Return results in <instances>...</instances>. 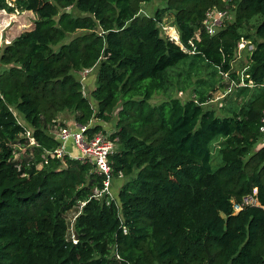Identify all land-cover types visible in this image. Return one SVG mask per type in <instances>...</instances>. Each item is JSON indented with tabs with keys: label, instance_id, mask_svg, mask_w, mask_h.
I'll return each mask as SVG.
<instances>
[{
	"label": "trees",
	"instance_id": "1",
	"mask_svg": "<svg viewBox=\"0 0 264 264\" xmlns=\"http://www.w3.org/2000/svg\"><path fill=\"white\" fill-rule=\"evenodd\" d=\"M145 1L0 0V10L37 16L0 48V264H264V0H159L152 14ZM212 8L234 19L209 35L201 22ZM167 14L178 39L162 29ZM246 39L253 86L237 89L250 92L237 109L207 106L209 81L200 79L194 97L150 103L183 61L196 74L204 64L237 78L231 62ZM87 68L90 97L75 76ZM190 68L181 91L192 85ZM115 109L110 166L124 177L116 199L96 196L103 177L91 163L47 153L59 143L49 132L66 126L61 112L86 124ZM26 126L32 155L17 159ZM254 189L259 205L235 211Z\"/></svg>",
	"mask_w": 264,
	"mask_h": 264
},
{
	"label": "rangeland",
	"instance_id": "2",
	"mask_svg": "<svg viewBox=\"0 0 264 264\" xmlns=\"http://www.w3.org/2000/svg\"><path fill=\"white\" fill-rule=\"evenodd\" d=\"M160 5L159 0H146L144 3H142V9L148 13L152 14L153 11ZM72 12L74 14L82 15L77 9L72 8ZM233 10L230 9V12L228 11L229 17L226 18L225 21H231V19H234ZM36 14L32 11L28 10H20V11H14V12H8L7 10H0V48L4 45L10 43L16 36H18L21 32L29 30L34 25V20L36 19ZM173 19V15L167 14L163 18V22L165 26L167 27V33L169 36L174 37L177 39V30L174 27V25L171 23ZM250 32L253 31L251 28L249 30ZM76 34V33H75ZM166 34V33H165ZM167 35V34H166ZM173 35V36H172ZM74 36V34H70L69 38ZM244 42V46H241L240 44L237 46L235 51V58L231 62V70L230 72L235 74L237 78H233L229 75V73H222L220 72H212L210 68H207L204 64H201V66L198 65L200 68L198 74L197 72L193 71L194 68H190L189 61H183L179 64V66L172 67L168 70V87L163 92L155 93L152 98L150 99L151 104H157L160 101L168 98V97H178L181 100L188 99L190 97H194V94L192 93L193 87L196 85L197 79L201 80H208V87H206L207 91L210 93V99L207 102V106H210L216 110V112L220 115H228L232 109H237L242 103L245 101V99L250 96L249 93H238V88L240 86H245L242 84V81H245L244 79L247 77L246 69L248 67V53H247V43H251L250 40H242ZM249 43V44H250ZM189 67L194 76L192 75V85L189 88H186L185 90H180L182 88V85L184 82L182 81L184 76L186 75L185 69ZM81 82L83 87V93L85 96L90 97V90L94 86L95 82V69L93 68L89 73H85L84 71H78L75 75ZM209 76V77H208ZM197 87V86H196ZM92 105L94 106V109L96 110V103L91 100ZM116 109L111 114V119H99V117H95L93 115L87 123L93 124V125H100V129L104 130L105 132L111 133L115 129L114 122L116 120ZM19 121L21 123H24V121L20 118ZM58 119H65L66 120V126L68 128H71L74 120V114L68 111L61 112L58 116ZM25 124V123H24ZM75 124V123H74ZM26 125V124H25ZM27 127V134L25 137L31 136V129ZM59 131H50L49 134L52 136L58 135ZM264 142L263 140H261ZM258 143V146L261 145L262 142ZM34 141L30 137L29 143L26 145L24 144H16V152H15V158L20 159L22 157L28 158L31 157L32 152L30 146L33 145ZM219 142H216L212 149V166L214 168L218 167L221 162L219 161L217 152L219 148ZM29 149V150H28ZM42 165V162H41ZM124 180L123 176H120L119 178L115 177L113 178L111 187H110V196L117 198V192ZM77 211H69L67 214L69 223V233L70 235L73 232V220L76 216Z\"/></svg>",
	"mask_w": 264,
	"mask_h": 264
},
{
	"label": "built area",
	"instance_id": "3",
	"mask_svg": "<svg viewBox=\"0 0 264 264\" xmlns=\"http://www.w3.org/2000/svg\"><path fill=\"white\" fill-rule=\"evenodd\" d=\"M228 9H208L202 19L201 25L209 35L215 34L219 28L223 26L226 18L229 17ZM163 31L167 33V27L162 23ZM177 32V31H176ZM173 36V35H172ZM178 36V33H177ZM178 39V37H177ZM245 41H240L238 45L244 46ZM250 43V42H249ZM247 43V49L252 50L253 44ZM92 68L84 69L85 73H89ZM243 85L253 86L252 81L248 80L246 83L242 81ZM75 123V124H74ZM71 128L67 126L61 127L57 137L58 146L49 152L51 157L63 158L65 155L73 158L88 161L93 165L94 171L103 177V188L100 192L96 193L97 197H103L105 194L110 196V187L112 184V173L110 166V155L115 151L117 147V136H112V133L105 132L102 129L91 131L93 124L86 123L81 124L74 122ZM259 131L264 141V113L261 118V124ZM74 149V152L71 150ZM113 198V197H111ZM259 205L256 197V189L251 193H247L241 197V200L233 204L235 211H239L245 206ZM76 239V238H75ZM118 257V255H116Z\"/></svg>",
	"mask_w": 264,
	"mask_h": 264
},
{
	"label": "crops",
	"instance_id": "4",
	"mask_svg": "<svg viewBox=\"0 0 264 264\" xmlns=\"http://www.w3.org/2000/svg\"><path fill=\"white\" fill-rule=\"evenodd\" d=\"M94 88V86H92ZM60 121L66 122L65 119H59ZM74 152V149H71Z\"/></svg>",
	"mask_w": 264,
	"mask_h": 264
},
{
	"label": "water",
	"instance_id": "5",
	"mask_svg": "<svg viewBox=\"0 0 264 264\" xmlns=\"http://www.w3.org/2000/svg\"><path fill=\"white\" fill-rule=\"evenodd\" d=\"M67 11H69V10H67ZM224 228H226V225H224ZM75 238H77V235L75 234Z\"/></svg>",
	"mask_w": 264,
	"mask_h": 264
}]
</instances>
